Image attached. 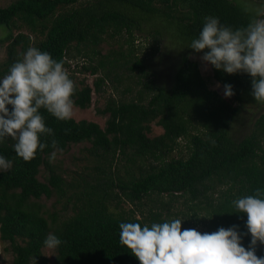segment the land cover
Returning a JSON list of instances; mask_svg holds the SVG:
<instances>
[{
	"label": "trees",
	"instance_id": "16d2710c",
	"mask_svg": "<svg viewBox=\"0 0 264 264\" xmlns=\"http://www.w3.org/2000/svg\"><path fill=\"white\" fill-rule=\"evenodd\" d=\"M79 1L16 0L0 8V30L6 33L0 37V45L6 44L7 55L6 62L0 66V75L8 73L11 65L21 59L30 40L27 34H12L13 20L29 33L41 36L33 47L48 52L57 61L63 60L64 68L68 67L66 61L72 60L68 56L71 45L80 47L82 56L87 58L85 48L90 50L104 38H117L124 33L126 55L119 52L118 57H109L107 71L103 72L104 63L100 61L92 67L81 65L80 69L88 70L91 75L102 70L103 76L92 83L95 92L101 90L105 80L117 81L122 68L138 72L145 79L141 85L149 97L146 103L141 95L127 103H108L98 112L108 116L103 129L84 121H60L46 110H40L46 127L53 129L58 147L63 151L71 145H90L88 153L96 159L93 172L97 176L79 179L77 185L74 181L64 184L57 169L50 167L48 160L53 151L50 146L43 152L37 150L35 158L26 162L15 153L14 139L6 137L0 141V156L13 162L11 169L0 171V241L9 244L12 253L9 264H46L40 249L50 233L64 241L55 249L52 264H140L121 245L119 224L138 222L141 227L144 224L134 217L123 219L113 215L108 202L134 205L153 195L160 198L157 200L160 210L169 206L176 196H187L190 201L203 204V210H208L211 218L207 232L235 226L242 246L247 249L251 242L247 215L239 213L232 201L253 195L257 188L264 190V116L259 115L253 121L249 132L237 134L231 129L245 104L262 109L264 102L255 101L251 95L252 78L248 74L230 75L208 65L215 82L222 88L226 84L233 87L234 95L229 101L224 100L207 88L195 64L187 59L190 54H204L194 52L189 45L198 38L205 16H215L222 25L233 28L246 26L250 14L243 8L247 3L240 0H89L54 16L58 8ZM134 34L143 41L150 39L155 45L160 38L168 40L176 58L168 86L155 85L154 75L143 60L132 55L133 42L138 38ZM91 55L97 52L91 51ZM71 73L76 74L74 70ZM89 93L88 86L75 89L74 107L87 108ZM153 122L162 134L148 138L146 134ZM41 139L50 142L52 138ZM177 140L183 142V151L173 156L180 147ZM127 150L132 153L131 160L150 159L156 163L155 167L147 165L146 170L147 166L136 165L132 166L135 169L125 170L126 178L118 176L114 154L124 156ZM39 166L47 171L44 182L36 179ZM76 188H81V192L78 196L73 194L79 204L73 207L71 218L58 222L54 213L47 215L48 219L42 218L35 200L52 195L60 198L65 190ZM216 189L219 196L213 204L207 193ZM160 196H166L167 200L163 202ZM155 216L159 218L160 213ZM163 222L167 221L159 223ZM16 239L20 240L19 244ZM256 255L264 257V244H257Z\"/></svg>",
	"mask_w": 264,
	"mask_h": 264
},
{
	"label": "clouds",
	"instance_id": "9594fccd",
	"mask_svg": "<svg viewBox=\"0 0 264 264\" xmlns=\"http://www.w3.org/2000/svg\"><path fill=\"white\" fill-rule=\"evenodd\" d=\"M243 11L250 18L246 26L239 28L222 25L215 16H205L202 30L189 48L203 52V64L216 70L230 75L248 74L252 78L251 95L255 101L264 102V3L245 4ZM223 88L225 98L234 95L231 85ZM74 92V81L63 60L29 47L0 80V141L6 137L14 139L15 153L26 162L35 158L37 150L43 152L50 146L53 151L49 162H54L57 152L62 153L63 149L58 147L53 129L46 127L40 110L60 121L70 120ZM42 137L52 139L42 142ZM12 164L0 156V171L11 169ZM232 204L239 213L247 215L246 227L251 235L247 249L235 226L212 233L191 228L182 231L181 219L153 223L150 227L122 222L120 243L140 264H264V257L256 255L257 244H264V190L257 188L253 195L235 199ZM43 243L47 249L55 250L64 241L50 233Z\"/></svg>",
	"mask_w": 264,
	"mask_h": 264
},
{
	"label": "rangeland",
	"instance_id": "374dc122",
	"mask_svg": "<svg viewBox=\"0 0 264 264\" xmlns=\"http://www.w3.org/2000/svg\"><path fill=\"white\" fill-rule=\"evenodd\" d=\"M16 0H0V8L6 7L7 5L15 2ZM244 1L247 4H251L257 6L259 4L264 3V0H240ZM89 0H80L78 4H74L68 7H61L56 10L54 16L61 15L70 11V9L77 8L79 4L87 3ZM11 29L13 35L17 33L27 34L30 37L29 43L27 44L25 51L29 47H33L38 41L41 40V36L34 35L29 33V31L22 26L20 23L16 21L11 22ZM23 27V28H22ZM4 30H0V37L3 36ZM136 37L138 35L134 34ZM126 39V35L122 33L121 36L117 38H104L103 42L97 46H91L89 48H85L88 56L83 57L80 47L73 48L72 45L68 48V56L72 60H67V72L69 73L70 79L74 81L75 89H80L82 86H88L90 88L89 93V104L85 109H78L74 107L72 120L75 122L84 121L87 123H94L100 129H103L105 126V121L107 120L106 115H99L98 112L104 109V107L111 103L112 105L118 103H127L130 100H137V97L141 95L143 103H146L149 93L143 90L141 82L145 81V79L138 72H128L125 69L119 70V78L117 81L105 80L101 90L99 92H95L92 89V83L95 79L101 78L103 76L102 70H97L94 75H91L88 70L80 69L81 65H86L88 67H92L96 64L97 61L104 63L103 72L107 71L108 65L107 61H109L112 57H115L117 53L122 52L126 55L127 46L124 42ZM142 38L139 36L135 42H133L132 50L135 57L143 60V64L145 67L152 73L154 76L153 81L157 86H168L170 83V78L172 75V65L175 64V54L173 48L169 45L168 40L165 38H160L159 42L155 45L151 42V40H141ZM138 41V42H137ZM5 43L0 45V66L3 62H6V47ZM154 50V48H156ZM18 50V49H17ZM91 51L97 52V55H91ZM23 52V53H24ZM22 53V54H23ZM21 54V58H22ZM110 57V59H109ZM201 56L190 54L187 56V59L190 63H194L197 69L198 74L206 83L207 88L210 91H214L218 93L224 100L229 101L230 98H225L223 95L224 89L220 86L217 87L218 83L212 79L211 71L208 65L203 64L200 59ZM90 58V59H88ZM132 59V58H131ZM86 60V61H85ZM131 63V61H130ZM128 62V65L130 64ZM75 71L76 74H72V71ZM146 71V70H145ZM7 74V73H6ZM5 74V75H6ZM5 75H0V80ZM113 101V102H109ZM239 118L237 122H234L232 126V132H237V134L242 132H249L251 125H253V121L259 116H264V108L262 109H253L250 104H245L242 110L239 112ZM149 132L146 134L148 138H154L160 136L162 134V130L153 123L149 125ZM177 144L180 145L174 153L173 156H177L176 154L180 151H183V142L181 140H177ZM90 149V145L87 143H81L78 145H71L65 151L57 152V156L54 162H49L50 167L57 169V174L64 181V184L72 183L74 181V185H77L79 179H86L87 176L89 178H93L97 176V173L93 172V166L96 164V159L90 157L88 151ZM131 151H126L124 156L114 154V163L116 161V173L118 176L122 178H126L125 170L128 171V168L136 165H142V167L152 166L155 167L156 163L150 159L146 160H131ZM179 155V154H178ZM105 164V163H104ZM106 165V164H105ZM147 166L146 170L149 168ZM111 171H114L111 168ZM47 176V171L43 166H39L37 170L36 179L39 182H44V178ZM224 187L220 188L223 190ZM81 192L80 189H67L65 190V194L63 197L56 198L54 195L49 198H45L41 196L38 200L34 202L40 206V215L42 218H47L49 214H56L58 222L69 219L73 216V207L75 204H79L74 198L78 196L77 193ZM75 194L76 196H73ZM207 196L213 201V204L216 203L219 190L208 192ZM162 197L163 202L167 200L166 196ZM160 199L155 195L146 197L139 202H136L134 205H130L126 202L120 201L118 204L111 200L108 202V209L113 215H117L123 219L128 217H134L136 219H140L144 225H148L149 227L153 223H159L160 221H171L174 219H181V230L184 229H196L201 233L207 232V225L210 221V215H207L208 210H203V204H197L193 201H190L187 196H176L169 206H164L162 210L158 209L157 200ZM67 201V202H66ZM163 206V205H162ZM215 206H213L214 208ZM160 213L159 218H155V214ZM48 219V218H47ZM159 221V222H158ZM50 231L48 232V234ZM16 242L19 244L20 240L16 239ZM40 253L43 257L47 259L46 264H52L53 260L56 256L55 250H49L45 246L40 249ZM12 259V253L9 248V244L7 241H0V264H9Z\"/></svg>",
	"mask_w": 264,
	"mask_h": 264
}]
</instances>
